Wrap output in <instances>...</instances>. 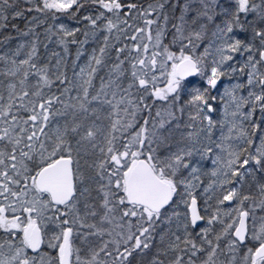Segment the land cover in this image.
<instances>
[{
    "label": "snow or ice",
    "instance_id": "obj_1",
    "mask_svg": "<svg viewBox=\"0 0 264 264\" xmlns=\"http://www.w3.org/2000/svg\"><path fill=\"white\" fill-rule=\"evenodd\" d=\"M0 264H264V0H0Z\"/></svg>",
    "mask_w": 264,
    "mask_h": 264
},
{
    "label": "rangeland",
    "instance_id": "obj_2",
    "mask_svg": "<svg viewBox=\"0 0 264 264\" xmlns=\"http://www.w3.org/2000/svg\"><path fill=\"white\" fill-rule=\"evenodd\" d=\"M14 43H15V41H13V44H14ZM92 47H95V45H92ZM90 50H91V49L88 48V51H89V52H90ZM51 51L60 52V53L63 55L62 50H61V48H60L59 46L52 47ZM69 57H70V48H69V52H68V54H67V56H66V60H67ZM76 63H77V64H80V65H83V63H84V59L81 58V60L76 61ZM71 66H72V65H71ZM77 71H79L78 68H77ZM71 75H72V74H70L69 77H71ZM95 84H96L97 87L99 86V80H98V79L95 81ZM201 179L203 180L204 177H201ZM257 215H260V213H257Z\"/></svg>",
    "mask_w": 264,
    "mask_h": 264
},
{
    "label": "trees",
    "instance_id": "obj_3",
    "mask_svg": "<svg viewBox=\"0 0 264 264\" xmlns=\"http://www.w3.org/2000/svg\"><path fill=\"white\" fill-rule=\"evenodd\" d=\"M13 35H15V34L13 33ZM86 47H87V46H86ZM75 54H76V49L70 47V57L67 59V64H68V75L72 74V71H71V65H72L73 59H74V57H75Z\"/></svg>",
    "mask_w": 264,
    "mask_h": 264
}]
</instances>
